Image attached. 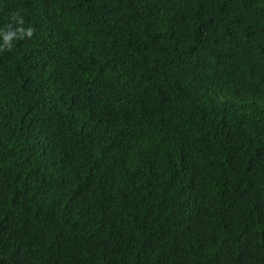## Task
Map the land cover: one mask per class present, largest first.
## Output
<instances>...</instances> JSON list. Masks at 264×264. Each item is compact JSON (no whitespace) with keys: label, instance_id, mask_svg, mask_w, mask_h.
I'll return each mask as SVG.
<instances>
[{"label":"trees","instance_id":"1","mask_svg":"<svg viewBox=\"0 0 264 264\" xmlns=\"http://www.w3.org/2000/svg\"><path fill=\"white\" fill-rule=\"evenodd\" d=\"M17 11L0 264H264V0H0V29Z\"/></svg>","mask_w":264,"mask_h":264},{"label":"clouds","instance_id":"2","mask_svg":"<svg viewBox=\"0 0 264 264\" xmlns=\"http://www.w3.org/2000/svg\"><path fill=\"white\" fill-rule=\"evenodd\" d=\"M13 23H9L5 28L0 29V53L11 51L13 48V41L24 38H31L34 34V29L24 28V19L19 11L14 13L11 17ZM15 25V26H14Z\"/></svg>","mask_w":264,"mask_h":264}]
</instances>
